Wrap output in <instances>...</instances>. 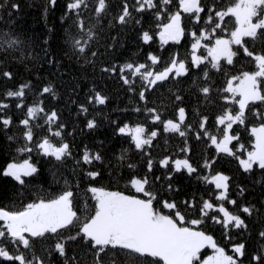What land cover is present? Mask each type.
I'll list each match as a JSON object with an SVG mask.
<instances>
[{"label": "snow or ice", "instance_id": "6c2138e0", "mask_svg": "<svg viewBox=\"0 0 264 264\" xmlns=\"http://www.w3.org/2000/svg\"><path fill=\"white\" fill-rule=\"evenodd\" d=\"M48 3L54 5L56 0ZM6 6L9 17L20 7L18 0ZM112 7L113 0H67L60 19L72 21L66 32L76 59L101 74L118 76L130 99L138 97L132 111L145 114L134 123L130 118L122 123L111 121L113 133L123 135L129 143L117 154L115 168H109L110 174L117 171L112 179L122 181L123 189L97 182L102 175L97 162L106 161L99 150L84 145L73 152L76 145L66 137H74L75 129L68 128L55 107L43 103L42 94L56 99L53 83L44 82L37 90L28 80L15 89L6 88L0 98V132H4L5 147L12 156L0 165V177L10 178L21 202L0 205V260L3 264H57L55 256L61 264H264V226L257 233L259 247L250 253L245 239L255 205L238 203L231 195L230 174L216 168L235 163L244 174L259 171L262 176L257 183L264 180V0H116L115 14ZM85 10L92 17L87 24ZM149 12L157 21L154 34L143 27V14ZM106 15L111 17L110 26L141 25L139 39L145 44L154 42V36L161 47L169 41L179 45L185 37L189 43L183 56L177 50L165 58L150 50L143 61L97 63L102 54L91 46L99 35L94 29ZM106 47L115 50L113 43ZM241 52L252 67L232 74ZM0 53L5 57L0 60V77L7 80L15 75L8 66L9 58L23 64L26 57L38 55L30 44L24 50L20 34L11 27L0 29ZM55 55L45 54L44 59L59 67ZM211 70L225 76L223 87L217 89L222 103L214 119L200 115L198 107L199 103L215 102L207 82ZM185 74L191 76L190 87L203 96L194 108L199 117L195 125L186 119V107L176 87L188 79ZM170 81L166 91L172 97L174 114L169 116L164 107L148 104L149 90L155 92ZM90 89L87 103H73L75 115L85 116L84 128L93 130L100 125L95 115H88V105L102 106L108 97L95 85ZM26 90L36 97L33 102H26ZM12 100L23 113L15 121L7 111ZM241 127L249 134L247 141ZM161 129L163 134H179L182 139V145L174 146L175 156H152L150 149ZM189 130L204 145L198 163L192 161ZM133 149L140 160L128 155ZM41 164L49 166L56 191L31 184L40 175ZM157 164L163 179L159 173L154 175ZM185 174L206 184L207 195L201 192L198 198L193 191L177 196L180 184L175 177ZM236 189L238 196L246 191L239 183ZM79 192L85 201L82 206ZM71 245H78L82 253L73 249L69 254Z\"/></svg>", "mask_w": 264, "mask_h": 264}, {"label": "trees", "instance_id": "16d2710c", "mask_svg": "<svg viewBox=\"0 0 264 264\" xmlns=\"http://www.w3.org/2000/svg\"><path fill=\"white\" fill-rule=\"evenodd\" d=\"M11 0H0V29L11 27L14 31L20 34L21 39L24 42V50H27V46L30 44L34 52L38 55L26 57L25 63L20 64L9 58L8 66L10 70L14 72V78L7 80L0 77V98L6 88H13L20 82L28 80L33 81L32 87L37 88L44 82H51L54 84L57 97L52 99L48 94L43 95V103L46 107H55L60 113L62 120L67 123L69 129H75L74 137L67 136L66 138L72 141L76 147L73 149L75 153L78 148H82L87 145L93 150H99L106 157L104 164L97 162V167L102 169V175L98 183L111 184L114 187H120L123 189V182L117 183L112 177L117 175V171L109 173V168H115L118 161L117 154L124 147H128V139L121 134H114L111 121L113 119L122 123L124 120L130 118V122H138L144 117V113L141 111L138 115L132 111L134 102L138 97L130 99V94L126 91V86L116 75L109 76L108 74H101L98 70L94 69L91 64H83L82 59L78 61L76 59L74 50L67 38L66 29L71 25L72 21L66 18L61 20L63 12L65 11L67 0H56V3L49 4L48 0H18L20 5L19 10L9 17L7 4ZM91 3V0H89ZM116 0H113V7L110 11L115 14L117 11L115 7ZM86 17V24L89 19H92L88 10L84 11ZM11 19V24L8 23ZM110 16H105L99 25L94 29L99 35L93 39L92 47H97L102 54L97 57V63L103 61L108 63L113 59L123 62L125 59H139L143 61L148 51H153L157 54H161L163 57H169V54L174 51H179L183 56L185 47L189 43L187 37L182 38V42L177 45L175 42L169 41L161 47V42L158 37L154 36V42L149 41L145 44L139 39V32L142 30L141 25L128 24L123 27L116 25H109ZM143 27L149 28L153 32L157 21L153 18L151 13L143 14ZM94 22V21H93ZM75 33V29H73ZM112 36H116V41L111 39ZM47 37V41H45ZM113 43V49H107V44ZM55 53V58L60 61L59 67L53 63L48 64L44 59L45 54L51 55ZM241 59L236 60V68H233L232 74L241 69H250L252 65L247 59L243 58V53H240ZM5 57L0 53V60H4ZM162 66V65H161ZM2 70V68H0ZM225 71H228L226 68ZM212 76L207 82L212 85L213 92L210 99L215 101L214 103H199L203 100V96L196 92L195 88L190 87L191 76L185 74L188 79L177 83L176 87L180 89V94L183 98V103L186 107L187 116L186 119L190 123L198 122V115L195 114L194 108L199 107L200 115H209L211 119H214V115L219 109L222 102L219 101L217 96V89L223 87L225 76L224 72L217 73L216 70H211ZM192 75H196L195 71H192ZM169 84L164 85L163 88H157L155 92L150 91L149 95V107L158 106L166 109V115H173V104L171 102L172 97L166 89L169 88ZM90 85H95L97 90H101L108 99L104 105H91L89 104L88 115H95V118L99 122V127L89 130L84 128L86 122L83 114L77 116L75 100L78 103H87L86 96L91 94ZM27 91L26 102H33L36 97L31 91ZM163 101V104H161ZM177 107L179 105H176ZM24 107L23 105L21 106ZM13 116L14 121L22 117L23 113L15 108V101L12 100L11 109L7 110ZM98 113V115H96ZM105 116L108 119H105ZM211 119L209 123H211ZM253 118L249 114V122L251 123ZM42 123V122H41ZM153 122H148L151 124ZM235 127V125H234ZM12 129H15V124L12 125ZM150 130V128H149ZM242 132L244 140L247 141L248 133L243 131V128L239 129ZM215 131V129H213ZM39 134V133H38ZM190 146L192 148L191 157L193 163H198L202 156L203 142H197L189 130ZM167 139L168 143L165 145L164 140ZM206 139V138H205ZM6 140L4 132H0V165L7 162V159L11 158L12 153L5 147ZM175 145H182V139L179 134H163L161 129V136L155 140V146L150 149L153 157H158L161 154L172 153L175 156ZM214 151V149H213ZM134 161L140 160V156L136 154L133 149L128 153ZM35 157V153H33ZM108 161H111L109 164ZM126 166V165H125ZM42 171L36 179L31 181L32 185L36 187H43L46 191H56L58 185L54 183L52 173L49 171L47 164H41ZM54 167H59L58 165ZM71 167V165H69ZM217 169L223 170L230 174L231 178V195L237 197L238 203H250L255 205L254 213L251 218H248L249 233L245 234L247 240L248 252L255 250L259 247V241L257 239V233L261 226H264V180L257 183V179L261 178L262 174L259 171L251 174H244L241 170H238L235 163H225L223 166L216 165ZM62 171V169H61ZM156 173L161 175L163 179V172L161 167L157 164ZM10 178L5 179L0 177V205H12L19 204L20 198L13 191ZM175 182L180 184V190L177 192V196H182L185 193L191 194L193 191L199 194L203 192L207 195V185L197 182L195 176L188 178L184 176L176 175ZM242 184L246 188V191L242 196L237 195V184ZM86 185L82 184L81 189H84ZM32 189H29L31 192ZM83 192L78 193V199H80L81 206L85 203L82 199ZM90 202V199H89ZM231 207V206H229ZM246 216V214H244ZM247 218V216H246ZM219 237V231L216 232ZM76 249L77 254L80 255L82 250L78 245H71L69 248V254L72 250ZM57 264H61L57 257H53ZM82 259L84 257L82 256ZM247 260V257H245ZM0 264L3 261L0 260Z\"/></svg>", "mask_w": 264, "mask_h": 264}, {"label": "rangeland", "instance_id": "374dc122", "mask_svg": "<svg viewBox=\"0 0 264 264\" xmlns=\"http://www.w3.org/2000/svg\"><path fill=\"white\" fill-rule=\"evenodd\" d=\"M205 254H207V253H205Z\"/></svg>", "mask_w": 264, "mask_h": 264}]
</instances>
